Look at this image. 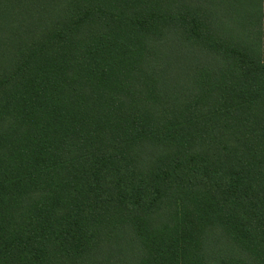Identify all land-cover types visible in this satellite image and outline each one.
<instances>
[{
  "label": "trees",
  "instance_id": "trees-1",
  "mask_svg": "<svg viewBox=\"0 0 264 264\" xmlns=\"http://www.w3.org/2000/svg\"><path fill=\"white\" fill-rule=\"evenodd\" d=\"M0 264H264V0H0Z\"/></svg>",
  "mask_w": 264,
  "mask_h": 264
}]
</instances>
